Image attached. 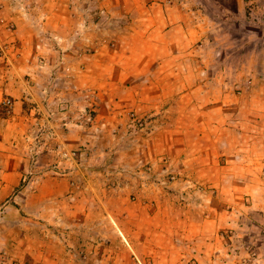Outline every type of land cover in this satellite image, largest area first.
<instances>
[{"label": "rangeland", "instance_id": "1", "mask_svg": "<svg viewBox=\"0 0 264 264\" xmlns=\"http://www.w3.org/2000/svg\"><path fill=\"white\" fill-rule=\"evenodd\" d=\"M199 1L205 12L199 20L210 29L199 34L197 52L187 62L192 69L184 75L200 78L205 104L213 102L216 91L257 95L256 105L263 109L264 0ZM0 23L16 28L13 21ZM54 23L45 22V28L51 30ZM45 28L34 27L32 40L23 38L25 43L18 36L0 41V63L5 59L7 67L21 69L32 92L18 104L10 94L0 99V139L6 140L0 145V264H162L157 256H136L128 246V207L135 201L150 204L142 192L180 184L183 178L186 194L206 188L182 174L170 157L160 158L161 167L144 157V129L169 103L159 105L160 88L142 77L145 70L133 72L140 74L133 85L95 84L93 74L83 72V55L93 53V46L85 54L68 49L44 53L45 46L66 37L52 36ZM116 43L102 38L104 46L115 48ZM26 45H31L29 52ZM102 56L104 64L116 66L105 68L104 78L119 77L120 53ZM113 97L121 100L119 106H113ZM8 98L9 105L4 103ZM64 103L68 116L49 112L59 113ZM115 109L124 112L121 117L112 116ZM166 119L160 116L158 124Z\"/></svg>", "mask_w": 264, "mask_h": 264}, {"label": "crops", "instance_id": "2", "mask_svg": "<svg viewBox=\"0 0 264 264\" xmlns=\"http://www.w3.org/2000/svg\"><path fill=\"white\" fill-rule=\"evenodd\" d=\"M204 13L199 0H0V19L16 24L12 31L0 23V41L14 36L32 40L34 27L39 30L45 22L56 21L51 30L45 29L68 38L48 44L44 53L68 49L85 54L90 44L94 52L79 63L85 74H93L95 84L133 85L140 76L133 72L145 70L142 77L160 88L159 105H169L154 115L168 119L158 124L157 116L144 129V157L160 167V158L170 157L182 174L206 188L186 194L183 178L180 184L142 192L150 204L135 201L128 207L126 241L136 256H157L162 264H264V108L257 107V95L232 97L216 91L213 102L205 104L200 78L184 75L192 69L187 62L194 59L199 34L210 29L199 20ZM104 36L116 39L115 48L102 44ZM107 51L121 55L116 60L119 77L104 78L105 68L116 67L104 64L102 54ZM6 63H0V99L10 94L18 104L32 94L31 84L21 69ZM111 100L113 106L121 102ZM67 106L62 104L57 114L54 108L49 112L66 117ZM115 110L112 116L124 113ZM4 141L0 139V145Z\"/></svg>", "mask_w": 264, "mask_h": 264}, {"label": "built area", "instance_id": "3", "mask_svg": "<svg viewBox=\"0 0 264 264\" xmlns=\"http://www.w3.org/2000/svg\"><path fill=\"white\" fill-rule=\"evenodd\" d=\"M2 51H4V49H3L2 46H0V52H2ZM4 103L7 104V105H9V104L11 103V100L8 98V99H6V100L4 101ZM246 202H247V203L250 202L249 198L246 199ZM263 232H264V229H263Z\"/></svg>", "mask_w": 264, "mask_h": 264}]
</instances>
